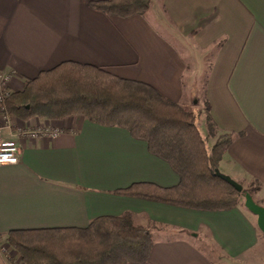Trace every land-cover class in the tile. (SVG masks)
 <instances>
[{"label": "crops", "instance_id": "1", "mask_svg": "<svg viewBox=\"0 0 264 264\" xmlns=\"http://www.w3.org/2000/svg\"><path fill=\"white\" fill-rule=\"evenodd\" d=\"M91 1L99 0H0V74L10 91L73 61L146 83L189 110L207 102L218 127L211 138L232 137L219 172L243 190L257 186L253 199L264 206V0H150L148 12L127 18ZM205 115L198 124L207 134ZM55 122L56 137L0 129L20 155L0 165V264H14L3 250L11 231L86 228L124 213L150 226L153 241L148 261L126 264H264V234L245 202L198 210L120 194L133 183L172 187L179 176L122 127L84 116Z\"/></svg>", "mask_w": 264, "mask_h": 264}, {"label": "trees", "instance_id": "2", "mask_svg": "<svg viewBox=\"0 0 264 264\" xmlns=\"http://www.w3.org/2000/svg\"><path fill=\"white\" fill-rule=\"evenodd\" d=\"M150 4V0L89 2L94 10L125 18L144 15ZM6 108L23 121L84 116L103 126L122 127L145 141L149 151L179 176L172 187L133 183L120 194L198 210L232 209L243 195L217 175L232 137L221 134L209 145L218 127L207 102L204 134L199 111L169 100L152 86L94 65L65 61L26 80L22 90L11 92ZM245 191L252 195L251 189ZM6 241L24 264L142 263L148 261L153 243L151 227L134 225L131 213L99 217L86 228L11 231Z\"/></svg>", "mask_w": 264, "mask_h": 264}, {"label": "built area", "instance_id": "3", "mask_svg": "<svg viewBox=\"0 0 264 264\" xmlns=\"http://www.w3.org/2000/svg\"><path fill=\"white\" fill-rule=\"evenodd\" d=\"M10 76L7 74H0V129H8L17 136H26L28 138L37 137H56L61 132V126L55 121L43 122L38 124L34 128H30L24 123H21L10 116L6 108V100L10 96L11 91L9 89ZM20 161L19 146L14 141H0V165L16 164ZM10 247H3L4 252L13 260L14 264H22L17 258L14 259L13 251H9ZM10 252V253H9Z\"/></svg>", "mask_w": 264, "mask_h": 264}, {"label": "water", "instance_id": "4", "mask_svg": "<svg viewBox=\"0 0 264 264\" xmlns=\"http://www.w3.org/2000/svg\"><path fill=\"white\" fill-rule=\"evenodd\" d=\"M217 175L226 183L235 187L238 191L244 193L245 207L257 217L258 228L264 234V206L256 203L252 195L249 192L243 190V186L240 183L234 181L229 176L220 173L219 170H217Z\"/></svg>", "mask_w": 264, "mask_h": 264}, {"label": "rangeland", "instance_id": "5", "mask_svg": "<svg viewBox=\"0 0 264 264\" xmlns=\"http://www.w3.org/2000/svg\"><path fill=\"white\" fill-rule=\"evenodd\" d=\"M208 64H209V56H207L206 58H205V60H204V74H202L201 76H200V85H202V83H203V81H205L206 80V73H207V68H208ZM193 64L191 63V62H189L188 63V74H189V72L192 70V68H193ZM194 111H196V112H200L201 114H206L207 115V112H206V108H205V104L204 105H202V108H201V110H199V109H196V110H194ZM206 115H205V119H206ZM11 117H12V115H10ZM73 117H76V116H73ZM13 118H15V117H13ZM199 119H200V117H199ZM11 120H16V121H19V122H21V123H24V124H26L27 126H29V124H28V122L31 120V119H29L28 121H23V120H21V119H11ZM50 120V119H49ZM52 121H56V120H52ZM37 126V125H36ZM30 128H32L31 126H29ZM214 139L213 138H211V137H209V145L211 146V145H213V143H214ZM247 189H251L252 190V197H253V194H255V192H256V190H257V186H252V187H250V188H246V189H244V191L245 190H247ZM254 198V197H253ZM257 200H259V199H257ZM242 203V205L244 206V202H245V198H244V193H243V195H241L240 197H239V200H238V203ZM256 202V201H255ZM257 203V202H256ZM238 205V204H237ZM9 251H13V249L10 247V249H9ZM10 253V252H9ZM14 259H16L17 260V255L14 257Z\"/></svg>", "mask_w": 264, "mask_h": 264}]
</instances>
